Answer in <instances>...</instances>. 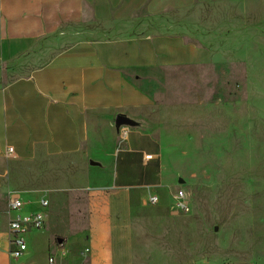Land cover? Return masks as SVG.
<instances>
[{
    "label": "crops",
    "instance_id": "0c3cea01",
    "mask_svg": "<svg viewBox=\"0 0 264 264\" xmlns=\"http://www.w3.org/2000/svg\"><path fill=\"white\" fill-rule=\"evenodd\" d=\"M243 66L264 81V0H0V264L40 243L10 255L12 192L46 219L43 264H150L138 212L171 198L167 141L195 139L169 124L211 121Z\"/></svg>",
    "mask_w": 264,
    "mask_h": 264
},
{
    "label": "rangeland",
    "instance_id": "374dc122",
    "mask_svg": "<svg viewBox=\"0 0 264 264\" xmlns=\"http://www.w3.org/2000/svg\"><path fill=\"white\" fill-rule=\"evenodd\" d=\"M250 70L238 67L233 75L228 70L220 100L212 99L218 113L211 121L169 124L175 131L196 130L194 140H169L165 147L167 170L176 177L172 193L183 190L190 211L172 212V200L163 194V211L138 212L144 216L136 222L134 236L138 247L150 251V264L264 261V131L254 130L264 125V81H250ZM258 71L264 75V67ZM28 232L26 241L29 236L40 238L31 257L43 264L47 236L39 230Z\"/></svg>",
    "mask_w": 264,
    "mask_h": 264
},
{
    "label": "built area",
    "instance_id": "2783aa9c",
    "mask_svg": "<svg viewBox=\"0 0 264 264\" xmlns=\"http://www.w3.org/2000/svg\"><path fill=\"white\" fill-rule=\"evenodd\" d=\"M129 132L127 126L123 125L119 127V137L120 140H124ZM12 153V149H8V154ZM172 200V212L177 214H187L190 211L189 200L185 192L181 189L176 190L171 193ZM159 199L157 196L149 195L147 198V204L154 206L158 203ZM7 211L12 216L8 222V232L10 235V246H12V251L10 255L13 257L19 256L22 252L26 250V245L22 234L30 230H41L45 224V217L40 213H31L28 215H21L20 212L23 208V201L21 196L12 192L7 195L6 198ZM48 201L44 199L39 200V206L44 208L47 207ZM48 264H54V259L49 258Z\"/></svg>",
    "mask_w": 264,
    "mask_h": 264
},
{
    "label": "water",
    "instance_id": "95a60500",
    "mask_svg": "<svg viewBox=\"0 0 264 264\" xmlns=\"http://www.w3.org/2000/svg\"><path fill=\"white\" fill-rule=\"evenodd\" d=\"M123 125L129 126L130 123L127 120H125L124 118L118 117L117 120H116L117 128H119L120 126H123Z\"/></svg>",
    "mask_w": 264,
    "mask_h": 264
}]
</instances>
